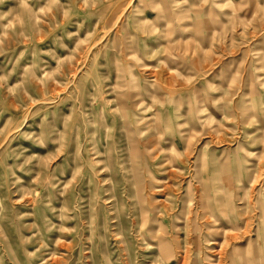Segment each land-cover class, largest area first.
Returning a JSON list of instances; mask_svg holds the SVG:
<instances>
[{"label": "rangeland", "instance_id": "374dc122", "mask_svg": "<svg viewBox=\"0 0 264 264\" xmlns=\"http://www.w3.org/2000/svg\"><path fill=\"white\" fill-rule=\"evenodd\" d=\"M0 264H264V0H0Z\"/></svg>", "mask_w": 264, "mask_h": 264}, {"label": "bare ground", "instance_id": "6f19581e", "mask_svg": "<svg viewBox=\"0 0 264 264\" xmlns=\"http://www.w3.org/2000/svg\"><path fill=\"white\" fill-rule=\"evenodd\" d=\"M202 204V203H201Z\"/></svg>", "mask_w": 264, "mask_h": 264}]
</instances>
